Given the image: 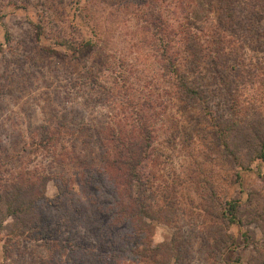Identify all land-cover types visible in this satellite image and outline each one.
<instances>
[{
    "label": "rangeland",
    "instance_id": "obj_1",
    "mask_svg": "<svg viewBox=\"0 0 264 264\" xmlns=\"http://www.w3.org/2000/svg\"><path fill=\"white\" fill-rule=\"evenodd\" d=\"M261 137L264 0H0V264H264ZM116 138L144 145L128 232L75 208L112 190L72 157Z\"/></svg>",
    "mask_w": 264,
    "mask_h": 264
},
{
    "label": "trees",
    "instance_id": "obj_2",
    "mask_svg": "<svg viewBox=\"0 0 264 264\" xmlns=\"http://www.w3.org/2000/svg\"><path fill=\"white\" fill-rule=\"evenodd\" d=\"M217 1L219 5L221 3V5L223 6L225 5V2L227 3L228 0ZM208 2L212 3V0H208ZM185 34H187L186 30L184 32V35ZM188 38H190L191 41L192 37ZM193 43L196 44V42ZM91 46V40H82L78 45V49H80L81 47L89 48ZM185 51L188 52L186 53V55L188 54V57L193 63H195L196 66H202L200 62L202 54L200 53L201 50L199 48H194L192 44V47H190L189 45L188 49H186ZM221 54L222 53L218 52L217 56ZM165 59H167V62L164 64L166 68L172 69L173 72L178 70L179 63H176L178 59L173 58L170 55L165 56ZM216 59L219 58H212L213 63H216ZM175 74H177V72ZM181 81L182 82L180 84V87L183 88V91L186 92V94L198 96L199 92L197 89L188 85L182 77ZM123 138L122 140L120 138H116V140H118V143L115 142V144L102 141L100 143V155L97 157H93L88 153H85V155L80 158L78 156L72 157L73 159H75L77 167H80L79 169L85 170L86 167H91V170H97L98 173H100V175L102 176L103 182L109 187L108 191L112 190L110 191L112 193L111 197H109L108 194H104V192L101 193L100 191H98V193L95 194L94 197L90 196V198L88 199L89 201H87V207H82L81 209L77 208V206L75 207L76 210L78 209V211L82 213L85 224L92 225L90 226L91 228H97L99 230L102 227L100 220L97 219V217H99L100 215H107L110 226L113 224V227H122V231L126 228L127 232L129 226L133 227V217H139V220H142V216L148 218L150 217L149 210L147 206L143 204V201L140 197L141 191L137 195L138 198H135L137 205L134 208L131 207V202L127 200L128 195L125 192L127 191L126 189L128 186V179H126L125 177L128 175L139 177L138 166L143 162L142 152L144 151V145H142V142L131 144L129 141L126 142ZM98 141H101V138H98ZM263 150L264 137H261L259 139L258 151L260 153V156L264 159ZM18 185L21 186V184ZM96 188H99V186H96ZM12 201H14L13 203H17V207L13 208V214L16 215L15 212L23 210L22 205H24V203L22 201H18V198H16L15 196L12 197ZM97 203H101V205H97ZM237 206L238 205H233L232 209L237 210ZM28 209H31L30 203L28 204ZM226 214H229V216H227L229 217V222H231V220L234 221L235 219H237L235 213L233 214L231 210L230 212L226 210L225 215ZM258 217L261 220L262 215L258 214ZM241 221L243 222V220ZM10 232L15 233L13 231ZM127 232L124 231L121 236H125L126 238ZM115 235H117V233ZM116 239V236H112V239H109L110 245L113 246L116 243ZM81 263L86 264V259L84 258L83 260H81Z\"/></svg>",
    "mask_w": 264,
    "mask_h": 264
}]
</instances>
